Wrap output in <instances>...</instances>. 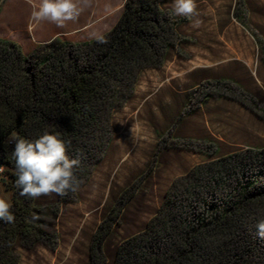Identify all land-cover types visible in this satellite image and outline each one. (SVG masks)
<instances>
[{
  "label": "trees",
  "instance_id": "obj_1",
  "mask_svg": "<svg viewBox=\"0 0 264 264\" xmlns=\"http://www.w3.org/2000/svg\"><path fill=\"white\" fill-rule=\"evenodd\" d=\"M167 2L124 0L116 24L90 41L56 37L25 54L16 42L0 39V176L15 216L13 223L0 220V264H22L20 250H57L55 220L103 161L113 115L133 101L142 72L161 69L189 41L180 33L186 18L165 9ZM222 84L214 82L218 90ZM45 131L70 141L68 155L80 161L74 170L80 186L65 196H22L10 137L36 139ZM197 143L218 151L206 140ZM134 186L94 232L88 264H264V238L256 228L264 219V146L188 170L141 231L114 242Z\"/></svg>",
  "mask_w": 264,
  "mask_h": 264
},
{
  "label": "rangeland",
  "instance_id": "obj_2",
  "mask_svg": "<svg viewBox=\"0 0 264 264\" xmlns=\"http://www.w3.org/2000/svg\"><path fill=\"white\" fill-rule=\"evenodd\" d=\"M97 1L88 0L89 8L74 22L53 24L58 37L79 43L107 33L124 0H105L104 10L96 8ZM173 2L164 8L174 12ZM195 2L199 15H179L186 18L180 33L189 40L182 53L161 69L140 74L133 101L111 119L113 135L103 161L77 201L62 204L55 220L57 250H20L22 264H88L94 232L130 186L135 190L122 206L114 242L141 231L172 182L188 170L209 158L264 146V0ZM32 11L29 0H0V39L16 42L25 54L56 38L38 40L36 30L44 21H31ZM18 12L20 25L7 18ZM196 20L198 28L192 26ZM216 81H223L220 90ZM203 140L218 151L199 146ZM0 198L11 202L1 176Z\"/></svg>",
  "mask_w": 264,
  "mask_h": 264
},
{
  "label": "clouds",
  "instance_id": "obj_3",
  "mask_svg": "<svg viewBox=\"0 0 264 264\" xmlns=\"http://www.w3.org/2000/svg\"><path fill=\"white\" fill-rule=\"evenodd\" d=\"M88 0H39V4H32L31 21L36 24L47 21L58 27H64L68 22H74L80 15ZM173 10L178 15L192 17L199 15L195 0H174ZM201 21L193 22V27H200ZM35 25L30 23V28ZM101 43L107 41L100 38ZM14 141L13 158L16 168V186L20 195L39 198L53 193L65 196L69 191L76 192L80 181L75 175V168L79 159L70 158L68 148L70 141H65L59 134L45 131L36 139H26L13 133L10 137ZM4 171L0 167V173ZM12 205L4 198H0V220L13 223L15 216L11 212ZM38 218V217H34ZM257 235L264 238V219L256 225Z\"/></svg>",
  "mask_w": 264,
  "mask_h": 264
},
{
  "label": "crops",
  "instance_id": "obj_4",
  "mask_svg": "<svg viewBox=\"0 0 264 264\" xmlns=\"http://www.w3.org/2000/svg\"><path fill=\"white\" fill-rule=\"evenodd\" d=\"M88 3V2H87ZM36 4H39V2H36ZM96 8H98V9H106V1L105 0H98L97 2H96ZM84 9L85 8H89V5L87 4V5H85L84 7H83ZM7 18L9 19V18H13V20L15 21V23L16 24H21V19H23L22 18V16H21V12H18V13H14V14H12L11 15V17H10V15H8L7 16ZM14 23V24H15ZM37 31V35H38V37H39V41H45L44 39H43V37L46 35H48L49 37H58L59 36V33L57 32V30H55V28H54V25H53V23H50V22H47V21H44V23L42 24V27L40 28V29H37L36 30ZM62 37H64V36H62ZM67 41V40H66ZM68 42H71V41H69L68 40ZM21 252V251H20Z\"/></svg>",
  "mask_w": 264,
  "mask_h": 264
}]
</instances>
